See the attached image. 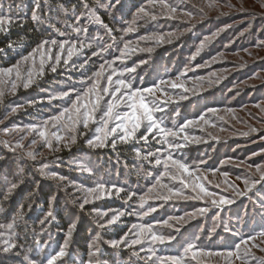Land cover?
I'll return each instance as SVG.
<instances>
[{
  "label": "rangeland",
  "instance_id": "obj_1",
  "mask_svg": "<svg viewBox=\"0 0 264 264\" xmlns=\"http://www.w3.org/2000/svg\"><path fill=\"white\" fill-rule=\"evenodd\" d=\"M134 1L104 0L97 9L92 8L94 12L106 11L121 21L119 23H126L125 13L133 11V19L128 26V23L122 28L111 26L118 36L105 34L110 28L103 26L95 27L90 33L76 32L75 28L79 26L75 23L83 24L81 28L96 23L91 22L87 15L79 22L74 17L69 33L51 24L46 25L43 27L54 34L43 41H49L48 47L53 52H45L43 69L38 51L27 61L20 58L10 66H16L11 74L0 72V92L3 93L0 96V160L7 162L0 170V183L6 184L2 195L18 196L22 203L26 191L21 193L22 189L16 187L8 193L6 189L11 184L19 185L21 180H15L17 172L29 166L33 171L31 181L34 179L35 182V174L45 180L47 211L55 212L61 204V210L67 213V230L61 241V226L51 224L55 221L51 216L48 218L50 224L42 228V232L48 229L49 238L45 240L46 236L41 232L38 235L43 244L33 246L26 245L23 238L15 240V236L8 232L7 225L19 213L4 212V215L13 217L9 222H4L0 214V264H27L25 255L34 264H46L48 258L65 246L66 238V255L55 264L80 260L76 242L77 230L81 226L78 225L81 221L78 211L85 213L82 223L86 221L89 226L88 238L100 250L92 259L99 260L100 264H160L156 257L168 256L180 257L183 264H244L245 260L247 264H257V259L264 258V251H261L264 237L258 235L264 231V181L250 191H246L248 185L245 184L246 180L248 184L260 180L257 166L264 171V0ZM141 8L145 11L141 12ZM173 8L175 12L171 11ZM56 20L61 26L69 23L63 19ZM45 23H49L48 20ZM148 25L150 30L146 32ZM53 39L58 43L61 40L79 41L85 47L75 51L71 59L66 48L62 56L69 59V63L65 65L61 60L56 64L54 56L61 50L58 43L51 44ZM93 52L99 55L94 56ZM107 52L111 55L106 56ZM49 55H52L51 60ZM157 57L166 59V64L165 60H157ZM86 60L88 63L81 68ZM51 64H56V72L51 71ZM97 72L102 74L97 77ZM29 73L32 82L24 88L23 83L28 82ZM110 75L111 83L107 79ZM120 79L131 84L133 91L154 89V94H142L150 105L154 102L163 109L154 111L153 116L157 122L162 121L164 128L176 131L175 137H165L157 131L147 140L141 139L145 133L142 126L127 143L122 142L119 137L124 132L117 127L121 121L113 119L106 127L100 120L102 111L99 110L87 129L82 123L75 130L70 126L67 116L72 113L66 114L59 122L49 120L64 108H70L76 94L83 96L93 84L95 91L80 102L90 104L101 96L100 107L106 110L107 102L115 98L103 93L102 89L107 87L110 92L115 91L120 87L117 83ZM173 84L178 87L173 88ZM69 89L75 90L70 99H50L60 97ZM127 91L122 88L117 96ZM130 103L124 95L117 101L114 112L122 116L130 111L127 106ZM45 121L49 122L45 124ZM188 121L192 123L187 124ZM113 127H117L115 133L111 132ZM41 131L45 136L40 135ZM106 134L104 147L87 145V140L96 142L95 137L104 138ZM57 136L63 139L57 141ZM114 137L115 147L133 144L140 153L137 156L141 161L139 166L128 170L114 159L107 161L105 171L100 170L102 167L97 166L98 160L92 156L114 148L111 143ZM73 138L74 143L71 142ZM177 143L183 146L171 147ZM149 153L152 155L148 156ZM169 154L184 163L191 174L179 170L170 160L165 164ZM145 156L148 159H144ZM157 159L160 164L156 163ZM81 166L92 171H83ZM129 171L135 173L136 179L143 178L142 182L133 180ZM53 173L57 175L54 177ZM145 176L148 184L144 183ZM182 180L187 187L181 183ZM98 183L105 184L106 190L87 191ZM113 185L121 189L119 194ZM195 185L203 186L212 195L205 196ZM42 190L37 188V196L34 194L32 197H39ZM177 191L182 195L175 196L173 193ZM241 192L245 194L240 195ZM129 193H134L131 199ZM220 197L233 202L221 205ZM14 198L4 197L3 201H13ZM85 199L88 203L81 209L80 204ZM214 200L216 204H213ZM106 203L115 207H108ZM200 209L206 211L201 213ZM121 212L124 215L119 216L115 223H108ZM146 212L148 214L144 215ZM24 214L20 212L22 221L26 220ZM47 216L48 213L44 214ZM22 221L20 223H24ZM141 225L150 226L151 233L138 235ZM70 228L72 233L68 238ZM151 234L173 235L176 239L164 244L153 243ZM249 236L256 239L249 241L248 245L241 244V240H247ZM137 238L142 239V243L133 245L132 240ZM4 241L13 242L17 247L5 252ZM112 241L120 243L113 246ZM188 243L193 244L194 249L185 252ZM237 244L241 245L239 255L244 259H236ZM254 244L258 246L253 247ZM246 247H251L255 259L244 256ZM89 249L96 251L92 247ZM149 256L153 257L152 260L148 259ZM164 264H172V261L166 260Z\"/></svg>",
  "mask_w": 264,
  "mask_h": 264
},
{
  "label": "snow or ice",
  "instance_id": "obj_2",
  "mask_svg": "<svg viewBox=\"0 0 264 264\" xmlns=\"http://www.w3.org/2000/svg\"><path fill=\"white\" fill-rule=\"evenodd\" d=\"M81 6L83 7V9L85 10L84 12H81L79 15L75 16V20L77 22H79L83 17H85L86 15L93 19L94 22L102 24V21L99 20L98 17H95V13L92 10V8L88 5L87 0H80ZM167 6V5H166ZM11 4L8 6L9 9V14L5 15L3 13V5H0V32H6L8 30L7 26H11L15 23H17L20 18L19 17H13L10 13H11ZM58 7L62 10H64L65 12H67V9L65 8V6L63 4H59ZM43 11V6L40 3V0H34V7L32 9V15L31 18L33 21H37V22H41V13ZM55 11V9H48V12H44L43 15L46 17L50 12ZM73 11H75V7L73 8ZM141 12H144L145 9L141 8L140 9ZM171 11L175 12L176 9L173 8L171 9ZM155 17H153L154 19ZM103 27H105L107 29V25H103ZM81 30L83 31H87V28H80V27H76L75 31L76 32H80ZM110 31V30H109ZM61 35H63V33H61ZM207 39V38H206ZM57 41L55 39L51 40V44L52 45H57ZM49 45V41L44 40L42 41L36 49H33L32 52L28 53L27 56H22L21 59L23 61H27L29 59V57H34V54L36 52H40L41 55V61H40V66L41 69H43L44 63H45V52L47 53H52L53 49L48 47ZM77 45H79V48H77ZM9 47H12V45L10 44ZM58 47L61 50V53H56L54 58L56 61V64H59L61 62V60H63V63L65 65H67L69 63V59L72 58V56L74 55L75 51H78L79 49H83L85 47V45L82 42L79 41H74V40H61L58 43ZM125 47H127V45H125ZM67 48V55L69 59H63L62 56V52L63 50H65ZM93 55H99V53L93 52ZM48 59L51 60L52 59V55L48 56ZM88 61L86 60L84 63H82L80 65L81 68L85 67V64H87ZM19 64V62H18ZM56 64H51L49 65L51 67V71L52 72H56L57 71V67ZM16 66H13V68H15ZM13 68H8V69H0V72L4 73V74H11L13 71ZM101 68H103V65H101ZM134 69H128V71H133ZM102 73L101 72H97L95 75L97 77H99ZM19 72L17 71V78H19ZM108 81L111 83L112 77L111 75L107 77ZM32 82L31 80V73H29V79L28 82L23 83V87L24 88H28L30 83ZM117 83L120 85L119 88H117L115 91L110 92L109 88L104 87L102 89L103 93L105 94H109L112 97H114V100H110L107 102V108L106 110L102 109L100 107V100L102 99L101 96H97L96 100L94 102H91L90 104H84L81 103L80 101L83 99L84 96H88L90 94H92L95 91V84H93L92 87L87 88L84 93L83 96L79 93L76 94V100L72 101L70 108H64L63 111H61L59 113V115L57 116H53L50 117L49 120L51 121H56L59 122L61 120H63L65 118V115L68 113H72L71 115L67 116V120L70 122V126L75 130L76 126L79 124H83V127L85 129H87L89 127V122L95 120V113L99 110L102 111V116L100 117L101 122L107 127V125L109 124V122L113 119L115 120H119L121 121L120 124L117 125L118 128H120L123 132L124 135L119 137V140L122 142L127 143L129 139H131L133 137V134L136 133L137 131H139L141 129V127L143 126L145 128V133L143 136H141V139H145L147 140L149 135H154L155 132H159L161 134H163L165 137L167 136H173L175 137L177 135V132L171 129H166L162 126V121L161 122H157V119L154 118L153 116V112L154 111H163V109L159 108L157 105H155V103L153 102V104H149L142 93H149V94H154V89L152 88H145V89H136V90H132V85L129 83H126L125 80L120 79L117 81ZM163 83V81L161 82ZM13 87H15V85H13ZM157 88L159 86H156ZM173 88L178 87V85L173 84L172 85ZM127 89L128 91L126 93H122L120 96H117L118 92H121V89ZM74 89H69L68 91H64L61 93L60 97H51L50 99H57V98H71V94L74 92ZM3 93L0 92V96H2ZM124 95H127V98L129 101H131L130 104H128L127 106L130 108L129 112L124 113L122 116L119 113L114 112V109L118 106L117 105V101H120L123 99ZM139 101V102H138ZM89 108L91 109L89 111ZM83 110V111H82ZM13 112L16 111L15 108L12 109ZM124 121H127L128 123H124ZM147 122V124L145 125L144 122ZM49 121H45V124H47ZM192 121H188L187 124H191ZM184 125L183 127L187 126ZM117 127H113L111 129L112 133H115L117 131ZM182 130V129H181ZM5 132L8 131V129L4 130ZM253 131H255V129H253ZM41 136H45V133L43 131L40 132ZM57 141H60L61 139H63L62 137L57 136L56 137ZM107 139V134L105 135L104 138H101L99 136L95 137V141L98 142H94V140L90 139L87 140V145L90 147H104L105 146V141ZM72 143L75 142V139L73 138ZM112 146L115 147L116 145V138L114 137L111 141ZM65 146H67V144H65ZM183 145L181 144H171V147L174 148H180ZM49 148L52 147L51 144L48 145ZM159 151V149L157 150ZM31 155V153L29 154ZM140 153L137 152V156H139ZM152 153H149L148 156H151ZM255 155V154H254ZM148 156H145L144 159H148ZM170 160L172 162L173 165H175L179 170H182L184 173H189L190 169L184 164L181 163L180 161L174 159L172 157L171 154H169L166 158V160L164 161L165 164H167V161ZM157 164H160L161 161L159 159L156 160ZM82 167L83 171L86 172H91L92 170L90 168L87 167ZM257 172L260 173V180H253L251 184H248V181H245V184L248 185L246 191H250L252 187H254L257 183L264 181V171L261 170V168L259 166H257ZM54 177L57 175L56 173L52 174ZM60 179H64L63 177H61ZM159 179V178H158ZM181 183H185V181H181ZM16 184H11L10 187L8 188V193H11V191L13 189L16 188ZM185 186L187 187L188 185L185 183ZM194 187H199L200 192L203 193L205 196H210L212 195V193H209L203 186L201 185H195ZM112 188L115 190V192L117 194H119L121 192L120 188L115 187V185L112 186ZM106 190V186L103 183H98L96 185V187L94 188H89L87 189V191L89 193H96V192H101V191H105ZM108 191H111V189H107ZM169 191L171 192L172 189H169ZM175 196H181L182 193L177 191L173 193ZM244 192H241L240 195H244ZM134 196V193H129V199H131ZM5 198H7V195L5 196ZM233 201L228 200L224 197H220L219 200V204L223 205V204H231ZM88 203V200L85 199L83 203L80 204V208L83 209L84 205ZM217 201H213V204H216ZM154 211V209H152ZM204 211H206V209H200V212L203 213ZM148 213H144V215H147ZM124 215L123 212L119 213L118 215H114L112 217L111 220L108 221L109 224H113L115 223L118 219L119 216ZM48 216L51 217L52 216V212L49 211L48 212ZM22 215L17 214V216L13 219L12 223H9L7 225L8 229H12L16 223L17 220L22 219ZM183 218H177V220H182ZM165 224H167V221H164ZM133 227H136L135 225ZM141 227V233L138 234L140 236L143 235V233L148 232L151 233V228L149 227H145L143 225L140 226ZM177 232H179V228L176 229ZM71 233H72V229H69L68 232V238L71 237ZM260 237H264V231H262L261 233L258 234ZM176 237L173 235H168V236H164V235H156V234H151V240L153 243H159V244H164L166 242H170L175 240ZM256 237L253 236H249L247 238V240H241V244L244 245H248L249 241H253L255 240ZM5 244L4 247V251L8 252L13 250L14 248L17 247V245L13 242L10 241H4L3 242ZM120 242L118 241H112V245L113 246H117ZM142 243V239L137 238L132 240V244L133 245H137V244H141ZM68 244V239L66 238L65 240V246L61 247V249L53 256H51L50 258L47 259L46 264H55V262L59 259L62 258L66 255V251L65 248ZM240 244L236 245V249H237V253L236 255V259H244V257H241L239 255V249H240ZM253 247H257L258 245H252ZM91 247V246H90ZM194 249V245L191 243H188L187 247L185 248V252L193 250ZM261 251H264V248H261ZM100 250L97 248L96 251H89V259L87 261V264H100L99 260H93V257L98 256ZM229 255H233L232 253H229ZM245 257L248 256H252L254 259V254L251 251V247H246L245 249V253H244ZM152 256H149L148 259L152 260ZM25 261L27 262V264H34L33 261L29 260V258L27 257V255H25L24 257ZM156 259L158 261H160V264H164V261L166 260H170L172 261V264H183L182 259L180 257L177 256H168V257H156ZM244 264H247V260L244 261ZM257 264H264V258H259L257 259Z\"/></svg>",
  "mask_w": 264,
  "mask_h": 264
},
{
  "label": "trees",
  "instance_id": "obj_3",
  "mask_svg": "<svg viewBox=\"0 0 264 264\" xmlns=\"http://www.w3.org/2000/svg\"><path fill=\"white\" fill-rule=\"evenodd\" d=\"M104 0H87L88 5L91 8H96L100 2ZM108 1V0H107ZM135 2L134 0H131ZM121 2V1H119ZM40 3L43 6V11L41 13V22L33 21L31 18L32 15V9L34 7V0H0V5H3V13L5 15L9 14L8 6L11 4V15L13 17H19L20 20L11 25V26H5L8 28L6 32H0V69H6L15 64L22 56L27 55L28 53L32 52L33 49H35L41 41H43L44 38L47 36H50L54 33L50 32V29L46 27V25L49 26L50 24L54 28H61L62 31L66 30L68 33L70 32L69 28H71L70 23L74 21V17L79 15L81 12H84L85 10L81 6L80 0H40ZM59 4H63L65 8L67 9V12L60 9L58 7ZM120 4V3H119ZM121 5V4H120ZM75 7V11H73V8ZM55 9V11L50 12L46 17L43 15L44 12H48V9ZM134 10V9H133ZM95 13V17H98L100 21H102V24L99 23H89L87 25V31L90 33L92 30L97 26H103L107 25V27L110 28V31H105V34H110L111 36H118L119 34H115L114 29H111V26L118 27H124L126 23L127 26L131 23V20L133 19V11L131 14L125 13L124 19L126 20V23H119L121 21L117 20L115 17H111L110 14H107L106 11L98 10ZM109 13V12H108ZM54 14V17H53ZM55 14H61L60 16H56ZM122 15V12H121ZM59 17V18H58ZM56 19H63L69 23H66L65 25L61 26L60 23H57L58 21ZM91 19V18H90ZM48 20L49 23H45ZM56 22V23H55ZM91 22H94L93 19H91ZM44 23V24H43ZM85 24V23H84ZM76 26H81L83 24L81 23H75ZM44 26V27H43ZM51 28V27H50ZM105 28V27H103ZM146 32L150 30V26L145 27ZM77 34V33H76ZM115 34V35H114ZM12 45V47H9V45ZM160 50V49H159ZM110 56V52L106 53V56ZM157 60H165L166 59L156 58ZM82 149V148H81ZM103 154L97 153L92 156L93 159L98 160L97 166L99 165L100 170H104L107 167V161H113L114 159L118 160L120 163H123V165L128 168V170H131L130 168L132 166L136 167L139 166V158L137 157V152L135 147L132 145H124V146H118L114 148H108L106 150L102 151ZM100 158V159H99ZM0 160V170L3 169L6 160ZM7 163V162H6ZM94 167V166H93ZM133 167V168H134ZM96 169V168H95ZM13 170V169H12ZM138 172V170L136 169ZM13 173V171H11ZM24 172H27V175H24ZM135 172V171H134ZM11 173V174H12ZM33 171H31V168L29 166H26V169H23L22 172L18 173V176L15 180H21V183L17 185L16 187L22 189L21 193L26 191V195L24 196V199L22 203L21 201H18V196L16 198L12 197L13 195H8V199L12 200H6L3 201V198L6 196L2 195V192L5 190V182L0 183V214L1 217H3L5 220L4 222H7L8 220L11 221L13 217H10V215L5 214L7 210L11 213L17 214L20 212H23L26 214L25 221H20L24 223H18L17 226L13 227L12 229H8V232L10 231L14 239L19 240V238H23L26 245L33 246L35 244L42 245L43 240L38 235L42 232V228H46L47 224H50L48 221L49 216L44 217V214H47L49 211H47V191H44L43 184L45 183V180H42V178L39 177L38 174H35V182L34 179L31 181L30 176ZM130 173V177L135 180L137 177H135L133 174ZM2 175H0L1 177ZM141 177V176H140ZM143 180V178H141ZM140 178L136 179L139 180L140 183L142 182ZM144 183L148 184V178L145 176ZM13 182V181H12ZM42 183V185H41ZM34 187H37L39 190V197H32L34 194L36 195L37 191ZM30 188V189H28ZM48 188V187H47ZM28 190V191H27ZM48 190H51L48 188ZM6 192H8V189H6ZM50 192V191H48ZM28 194V195H27ZM32 194V195H30ZM29 196V200L27 201ZM37 196V195H36ZM116 201L115 199H111ZM19 202V203H18ZM18 203V205H17ZM61 204H58V207L55 212H52V216L54 218V222L51 224L56 225L59 224L61 226V234L59 235V240L61 241V238H63L64 232L67 230V219L65 216L67 213L64 210H61ZM106 206L108 207H115V205L111 206L109 203H106ZM20 210V212H19ZM80 215L81 221H79L78 225H81L79 230H77V250L80 253V260L76 261L73 260V262H70L69 264H85L87 261V258H89V251L90 246L93 250L96 249L95 243L91 241V238H88V229L89 226L87 225V222H83L85 220V213L82 211H78ZM24 214V215H25ZM8 221V222H9ZM81 223V224H80ZM50 225V226H53ZM51 229V228H50ZM53 230V229H52ZM120 231V230H119ZM47 232V233H46ZM76 233V231H75ZM41 234H44L46 236L45 240L49 238L48 229L44 230ZM58 237V236H57ZM97 245V244H96ZM106 248V247H105ZM104 250L101 251L102 255H104ZM106 254V253H105ZM106 258L107 255H105ZM109 259V258H108Z\"/></svg>",
  "mask_w": 264,
  "mask_h": 264
}]
</instances>
